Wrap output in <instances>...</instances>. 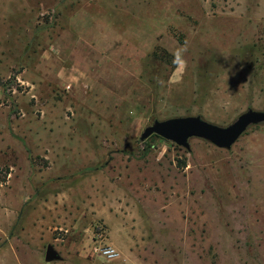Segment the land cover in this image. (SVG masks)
Listing matches in <instances>:
<instances>
[{"label":"rangeland","instance_id":"374dc122","mask_svg":"<svg viewBox=\"0 0 264 264\" xmlns=\"http://www.w3.org/2000/svg\"><path fill=\"white\" fill-rule=\"evenodd\" d=\"M0 83V264H264V123L141 140L264 111V0H0Z\"/></svg>","mask_w":264,"mask_h":264},{"label":"water","instance_id":"95a60500","mask_svg":"<svg viewBox=\"0 0 264 264\" xmlns=\"http://www.w3.org/2000/svg\"><path fill=\"white\" fill-rule=\"evenodd\" d=\"M262 123H264V111L255 109H249L242 113L232 124L226 127L211 123L202 116L175 117L167 120H156L145 129L141 140L146 141L151 136L158 135L190 150V140L200 138L209 141L218 148L231 149L250 127ZM46 259L54 261L60 259V255L53 247H49Z\"/></svg>","mask_w":264,"mask_h":264},{"label":"built area","instance_id":"2783aa9c","mask_svg":"<svg viewBox=\"0 0 264 264\" xmlns=\"http://www.w3.org/2000/svg\"><path fill=\"white\" fill-rule=\"evenodd\" d=\"M97 250L100 252V254H102V256L111 260L115 259L119 255L117 249L109 245L100 246Z\"/></svg>","mask_w":264,"mask_h":264},{"label":"trees","instance_id":"16d2710c","mask_svg":"<svg viewBox=\"0 0 264 264\" xmlns=\"http://www.w3.org/2000/svg\"><path fill=\"white\" fill-rule=\"evenodd\" d=\"M156 55L157 57L161 58L163 61L173 63L174 66L177 65V62H178L177 59H175V57L164 48H161V47L158 48Z\"/></svg>","mask_w":264,"mask_h":264}]
</instances>
